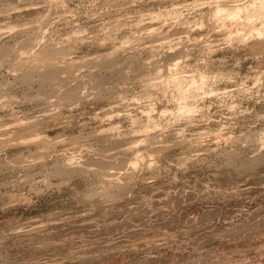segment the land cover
<instances>
[{
  "label": "rangeland",
  "instance_id": "obj_1",
  "mask_svg": "<svg viewBox=\"0 0 264 264\" xmlns=\"http://www.w3.org/2000/svg\"><path fill=\"white\" fill-rule=\"evenodd\" d=\"M253 1L0 0V137H11L0 139V254L13 264H181L236 252L260 264L264 153L240 170L208 163L264 139V15L222 26L215 12ZM45 50L63 59L54 74L34 60ZM177 77L184 89L205 79L189 115L176 114ZM57 92L79 100L74 139L94 171L50 172L45 190L30 191L39 166L25 157L36 144L16 141L50 135L40 117Z\"/></svg>",
  "mask_w": 264,
  "mask_h": 264
},
{
  "label": "clouds",
  "instance_id": "obj_2",
  "mask_svg": "<svg viewBox=\"0 0 264 264\" xmlns=\"http://www.w3.org/2000/svg\"><path fill=\"white\" fill-rule=\"evenodd\" d=\"M106 29H102L101 35L106 33ZM86 35V33H81ZM71 41L70 37L65 38ZM63 44V41L61 42ZM99 43H105L104 40ZM60 45H58L59 47ZM71 51V50H70ZM66 58L71 61V55H67ZM73 63H76L73 61ZM16 73H13L15 75ZM79 75V73H76ZM59 87V85H57ZM60 92H63V88H60ZM83 97V93H81ZM91 99L92 97H87ZM79 100L73 97H66L60 99V93L57 92L56 100H48L45 105L46 111L43 112L40 119L44 116L50 118L46 121V124L52 125V130L49 134H37L35 129L30 130L25 135H30L31 139H18L16 142L21 144H36V151L30 152L29 157H25L28 161V165L32 168L39 166V171L32 176L30 191H43L50 185L53 178L49 173L61 171L68 175H76L83 172L85 175L92 173L94 170L91 167H86V159L91 152H87L80 145L75 143V133L77 131L76 126L73 124L75 116L71 114V110L78 108ZM68 108L69 114L64 115L62 109ZM23 123V122H22ZM32 124L33 121H27ZM15 127V126H13ZM41 133H47V128L44 125H38ZM83 126H81V134H83ZM6 128H0V132H6ZM10 136L0 137V139L8 140ZM70 149V150H69ZM241 149H247L248 151L237 152L234 148H229L227 151H220L211 161H209V167H227L233 170H240L244 167L247 161L253 160L255 157H260L264 153V139L255 140L252 137L247 138L241 142ZM212 152H216V149H212ZM197 155H203L198 153ZM264 158V157H262ZM24 167V165H21ZM36 176H40V179H36ZM23 183V181H21ZM44 186V187H41ZM23 228H16V232L24 231ZM257 252H264V245H261L257 249ZM0 264H13L10 257L0 254ZM173 264H177L173 261ZM181 264H253L251 257L238 256L236 252L225 253H210L205 256L197 255L193 256L189 254L186 262ZM260 264H264V256H261Z\"/></svg>",
  "mask_w": 264,
  "mask_h": 264
},
{
  "label": "bare ground",
  "instance_id": "obj_3",
  "mask_svg": "<svg viewBox=\"0 0 264 264\" xmlns=\"http://www.w3.org/2000/svg\"><path fill=\"white\" fill-rule=\"evenodd\" d=\"M223 11H224V9L222 8L221 5L216 6L215 12L217 15H221L219 20H220V23L222 26H226L229 23L236 22L240 19L248 21L249 19L255 18V19L259 20L264 15V0L253 1L246 7L237 6L235 8L227 10L226 13H224ZM253 29L257 30L258 34H260L261 30L257 29L256 26H253ZM42 53L43 54L40 53L39 56L37 55V57L34 60H36V61L40 60L42 62L48 61L47 67L49 69L48 70L49 73L50 74L56 73V71H57L56 66H59V65L55 66L54 63H55V61H59L62 58L60 56H58L59 58H54V57H52V53H50L49 51H46V50L43 51ZM0 55L1 56L3 55V53L1 51H0ZM177 66H178V64H176V67ZM58 73H60V72H58ZM44 75H46V74H43V76ZM204 82H205V79L203 77L199 78L198 80L193 79L191 82H189V86H190L189 89H184L181 77H177L172 82L173 85L176 86V88H177V92H178L177 100L180 102V104L178 105V108H177V112H176L177 115H180V116L181 115H189L192 113V107L186 103V100L189 97H191L197 90H199L205 84ZM262 157H264V154L262 155ZM106 166L107 165L104 163L103 164L101 163V165H100V171L99 172H100L101 176L104 178H107L105 171L108 168ZM132 166L135 167L136 163H133Z\"/></svg>",
  "mask_w": 264,
  "mask_h": 264
}]
</instances>
